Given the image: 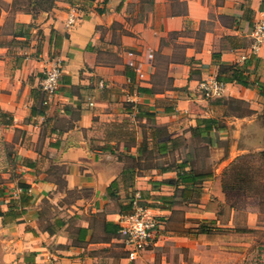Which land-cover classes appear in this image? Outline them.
<instances>
[{
	"label": "crops",
	"instance_id": "0c3cea01",
	"mask_svg": "<svg viewBox=\"0 0 264 264\" xmlns=\"http://www.w3.org/2000/svg\"><path fill=\"white\" fill-rule=\"evenodd\" d=\"M34 5L0 0V109L20 134L17 175L0 183V264H257L264 205L223 179L264 150V45L250 49L264 0ZM208 75L226 82L222 97L199 93ZM135 192L160 223L130 259L118 230Z\"/></svg>",
	"mask_w": 264,
	"mask_h": 264
},
{
	"label": "built area",
	"instance_id": "2783aa9c",
	"mask_svg": "<svg viewBox=\"0 0 264 264\" xmlns=\"http://www.w3.org/2000/svg\"><path fill=\"white\" fill-rule=\"evenodd\" d=\"M80 17L78 6L76 4L71 5L67 11L65 26L67 28L73 26ZM250 37V49L253 53H256L264 45V14H261L254 21ZM132 54L133 51H128V55ZM127 61L131 63L130 59ZM61 73V59L54 57L46 62L39 85L44 96L42 101L44 106H47L58 94ZM136 75L142 76V71L137 69ZM197 88L205 99L218 98L225 94L226 82L208 75L198 81ZM89 103L92 104V102ZM131 108L134 110V105ZM131 114L133 115V113ZM129 204V212L122 217L118 231L121 244L126 250V256L134 259L156 239L160 221L156 214L152 212L150 206L144 203L140 192H135L132 195Z\"/></svg>",
	"mask_w": 264,
	"mask_h": 264
},
{
	"label": "rangeland",
	"instance_id": "374dc122",
	"mask_svg": "<svg viewBox=\"0 0 264 264\" xmlns=\"http://www.w3.org/2000/svg\"><path fill=\"white\" fill-rule=\"evenodd\" d=\"M236 106L237 103H234ZM241 105V104H238ZM20 137L19 132L16 130L11 133V127L8 125L0 124V183L10 182L15 179L17 175V162H16V147L15 142ZM261 151L248 153L241 161L239 160L235 166L240 162H244L242 174L236 170L235 167L229 168L224 176L223 184L229 188L230 195L237 196L240 189L256 193L259 195L264 205V154ZM203 153V152H202ZM206 153V152H205ZM242 178L247 183H241L237 179ZM235 183V185H233ZM232 189V190H231ZM145 204H148L144 202ZM263 256L259 255L260 261L257 264H264V247H262ZM259 250V252H262Z\"/></svg>",
	"mask_w": 264,
	"mask_h": 264
},
{
	"label": "trees",
	"instance_id": "16d2710c",
	"mask_svg": "<svg viewBox=\"0 0 264 264\" xmlns=\"http://www.w3.org/2000/svg\"><path fill=\"white\" fill-rule=\"evenodd\" d=\"M31 3H34L35 7L36 8H39V7H48L49 5L52 4V0H29ZM50 2V4H49ZM217 78V77H216ZM143 89V88H142ZM134 104H131V106H133ZM130 112V110H129ZM11 122L10 120L8 119H5V113L0 109V124H3V125H9ZM261 154H264V150H262L260 152ZM243 158H245V154L244 155H240L238 156L236 159H234L231 164L228 166V168L226 169V171L224 172V174L226 175L227 171L229 170V168L231 167H235L234 168V171L236 172V170L238 169V171L242 174V168H243V165H244V162H240L238 166H235V164L240 160H242ZM239 182L241 183H247L245 180H243L241 177L237 179ZM20 185L22 186H26L23 182H20ZM233 185H235V183H233ZM223 187L225 188V185L223 184Z\"/></svg>",
	"mask_w": 264,
	"mask_h": 264
}]
</instances>
